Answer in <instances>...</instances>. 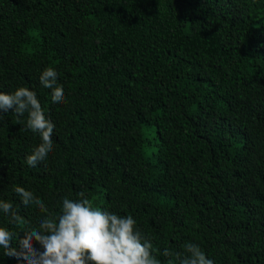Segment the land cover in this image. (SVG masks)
<instances>
[{
  "label": "trees",
  "instance_id": "trees-1",
  "mask_svg": "<svg viewBox=\"0 0 264 264\" xmlns=\"http://www.w3.org/2000/svg\"><path fill=\"white\" fill-rule=\"evenodd\" d=\"M19 87L54 131L32 167L26 114L0 118V200L28 221L0 212L17 250L44 215L20 186L54 215L81 191L131 215L161 264L186 242L213 264H264V0H0V92Z\"/></svg>",
  "mask_w": 264,
  "mask_h": 264
},
{
  "label": "clouds",
  "instance_id": "clouds-1",
  "mask_svg": "<svg viewBox=\"0 0 264 264\" xmlns=\"http://www.w3.org/2000/svg\"><path fill=\"white\" fill-rule=\"evenodd\" d=\"M39 81L51 90L54 103L64 102V90L57 84L53 68L43 70ZM9 111L15 113L18 124L26 114V129L40 138L41 142L26 157L27 165L35 167L53 151L54 125L46 119L36 93L25 87L11 94L0 92V118ZM14 192L22 205H35L44 215L36 226L22 230L19 250L11 244L17 239V232L0 227V249L4 250V257L15 258L21 264H161L152 251L151 241L137 229L131 215L120 216L97 207L83 191L77 193L76 200L64 198L58 215L49 213L45 204L24 187L17 186ZM0 212L9 218V223L28 224L11 202L0 200ZM33 241L42 247V252L33 247ZM182 247L183 254L175 253L179 264H213L198 244L186 242ZM162 255L173 253L166 248Z\"/></svg>",
  "mask_w": 264,
  "mask_h": 264
}]
</instances>
